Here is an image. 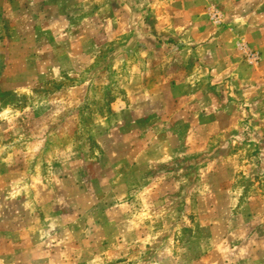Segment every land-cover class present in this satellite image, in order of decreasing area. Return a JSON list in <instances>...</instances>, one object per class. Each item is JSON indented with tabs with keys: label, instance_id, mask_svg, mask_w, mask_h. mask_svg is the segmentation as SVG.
I'll use <instances>...</instances> for the list:
<instances>
[{
	"label": "rangeland",
	"instance_id": "374dc122",
	"mask_svg": "<svg viewBox=\"0 0 264 264\" xmlns=\"http://www.w3.org/2000/svg\"><path fill=\"white\" fill-rule=\"evenodd\" d=\"M38 1L0 0V264H264V0Z\"/></svg>",
	"mask_w": 264,
	"mask_h": 264
},
{
	"label": "crops",
	"instance_id": "0c3cea01",
	"mask_svg": "<svg viewBox=\"0 0 264 264\" xmlns=\"http://www.w3.org/2000/svg\"><path fill=\"white\" fill-rule=\"evenodd\" d=\"M39 3H42V4H45V0H39L38 1ZM24 7V6H23ZM18 8V10H17V13L19 14H24V13H26L25 12V9L24 8ZM54 9L56 8V6H54L53 7ZM51 9V8H50ZM57 9V8H56ZM28 13L30 12L29 10L27 11ZM45 12L47 13L48 12V10H45ZM59 17V16H58ZM61 18V17H60ZM57 22L55 21V26L57 27ZM32 26V29H34V30H37V29H39L37 26H36V24H32L31 25ZM2 28H3V26H1V30H2ZM42 38V37H41ZM63 38H65V39H68V38H70V40H73V39H75V40H77V37H76V35H74L73 33H71L68 29H64L63 31H61L60 32V39H63ZM43 39V38H42ZM251 42H252V40H251ZM254 42V41H253ZM257 42V43H256ZM255 42V44H257V45H260L261 46V48H259L260 50H262L263 51V53L261 54L262 56H261V59L262 60H260V61H262L261 62V64H263L264 63V40H259V41H256ZM253 43H251V45H252ZM262 44V45H261ZM263 67V66H262ZM261 78V77H260ZM260 78H258V80H256V83H257V85H255V84H253V87L251 88V89H249V90H245L243 93H241L242 95H243V97H242V99H244L245 98V100L248 102V99H250L249 97H250V93L251 92H254V91H256L259 95H264V80L262 81V79H260ZM261 91V92H260ZM198 124H200L199 122H198ZM217 124H218V121H217V119L215 120H213V121H208V123L206 124V126L205 127H207V129L209 130V135L211 136V135H214V134H216V127H217ZM253 198V197H252ZM251 198V199H252Z\"/></svg>",
	"mask_w": 264,
	"mask_h": 264
}]
</instances>
